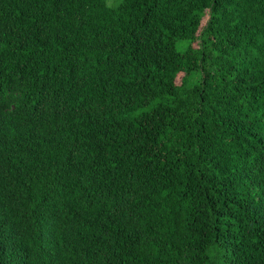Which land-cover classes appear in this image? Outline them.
Here are the masks:
<instances>
[{"label": "trees", "instance_id": "trees-1", "mask_svg": "<svg viewBox=\"0 0 264 264\" xmlns=\"http://www.w3.org/2000/svg\"><path fill=\"white\" fill-rule=\"evenodd\" d=\"M0 264H264V0H0Z\"/></svg>", "mask_w": 264, "mask_h": 264}, {"label": "rangeland", "instance_id": "rangeland-1", "mask_svg": "<svg viewBox=\"0 0 264 264\" xmlns=\"http://www.w3.org/2000/svg\"><path fill=\"white\" fill-rule=\"evenodd\" d=\"M207 18H208V17H205L203 21L205 22V21L207 20Z\"/></svg>", "mask_w": 264, "mask_h": 264}]
</instances>
